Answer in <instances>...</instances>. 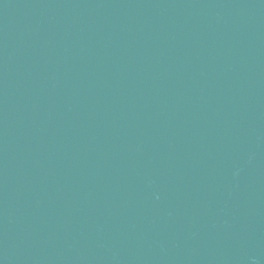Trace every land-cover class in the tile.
Here are the masks:
<instances>
[{"label": "water", "instance_id": "water-1", "mask_svg": "<svg viewBox=\"0 0 264 264\" xmlns=\"http://www.w3.org/2000/svg\"><path fill=\"white\" fill-rule=\"evenodd\" d=\"M0 264H264V0H0Z\"/></svg>", "mask_w": 264, "mask_h": 264}]
</instances>
